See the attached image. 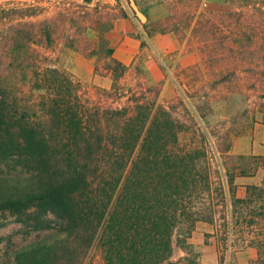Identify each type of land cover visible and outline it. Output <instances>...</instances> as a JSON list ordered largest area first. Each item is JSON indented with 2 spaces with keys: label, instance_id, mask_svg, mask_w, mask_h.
Returning <instances> with one entry per match:
<instances>
[{
  "label": "trees",
  "instance_id": "1",
  "mask_svg": "<svg viewBox=\"0 0 264 264\" xmlns=\"http://www.w3.org/2000/svg\"><path fill=\"white\" fill-rule=\"evenodd\" d=\"M156 1L168 12L151 32L186 36L210 98L243 95L240 111L264 124V0ZM132 2L0 5V211L23 224L22 242L10 234L0 246V264H207L189 240L199 220L234 227L257 249L251 264H264V183L242 195L234 183L264 156L231 151L244 122L216 121L212 148L203 109L182 94L160 101L161 80L113 55L107 32ZM57 44L93 57L110 85L90 94L49 61Z\"/></svg>",
  "mask_w": 264,
  "mask_h": 264
},
{
  "label": "rangeland",
  "instance_id": "2",
  "mask_svg": "<svg viewBox=\"0 0 264 264\" xmlns=\"http://www.w3.org/2000/svg\"><path fill=\"white\" fill-rule=\"evenodd\" d=\"M10 0H0V5L8 2ZM18 1V0H14ZM32 1V0H26ZM42 3L48 4L53 0H41ZM114 1V0H105ZM139 5L137 9L142 12L144 17H140L137 11L134 9H128V14L133 16L135 23L141 24V26L151 32L155 20H148L147 11L149 8L155 4L156 0H138ZM162 2V1H160ZM164 3V2H163ZM213 3L216 4V1ZM217 9L219 8L216 4ZM200 9H211L207 5H200ZM215 9V8H214ZM128 16V15H126ZM122 17V16H119ZM185 37V36H184ZM158 59V67L162 72L161 79V92L159 95V100H166L175 94H182L187 99L190 100L189 104L193 106H199L204 110L203 120H201L202 129L206 135L209 145L214 148L216 144V121H223L225 125H232L240 122H244L247 127L246 131L242 133L235 134L234 138L240 134L250 133L253 129V121L247 115L242 113V110L247 105V100L243 95L233 94L231 96L225 97L224 99L217 98L216 95L211 97V88L207 81V74L204 67L199 64V68L194 67L195 64L180 67L174 66L171 71L168 72L165 66L162 64L161 60ZM142 58H138L136 61L141 65ZM49 61L59 67H63L74 75L75 78L79 79L87 88L90 94L94 93L93 75L86 72V58L80 53L67 48L63 45H58L53 51H50ZM238 110L237 112H235ZM235 112V113H234ZM256 117H261L259 112L256 113ZM252 121V122H251ZM208 126V129L206 126ZM186 136V134H185ZM233 138V139H234ZM261 168H264V158L259 160ZM262 170V169H261ZM245 191L244 186H237L235 192L238 195H242ZM23 224L21 221L16 220V215L12 214L9 210L0 211V246L7 243V237L11 234V239L9 242L20 243L22 242ZM224 227L219 225V220H215L213 223L199 220L196 222L195 228L192 231L189 240L196 250L200 260L207 264H251L257 257V249L254 245L248 244L249 240L242 242L239 239V233L234 230L223 232ZM229 232L230 244H229ZM13 234V235H12ZM247 245L253 246L254 249L252 257L248 258V261L243 259V263H240V255L238 253L241 249L246 248ZM218 255V260L214 258V254ZM239 255V256H238ZM213 256V257H212ZM84 264H88V259Z\"/></svg>",
  "mask_w": 264,
  "mask_h": 264
},
{
  "label": "crops",
  "instance_id": "3",
  "mask_svg": "<svg viewBox=\"0 0 264 264\" xmlns=\"http://www.w3.org/2000/svg\"><path fill=\"white\" fill-rule=\"evenodd\" d=\"M229 9L230 4L225 0H202L203 6L207 5L211 9ZM168 10L163 2H156L147 11L148 20H155L164 17ZM109 43L113 47V55L125 64L135 62L142 58L141 66L146 71L152 81L161 79L162 72L158 67L159 56L163 58L170 71L174 66L186 67L195 63H200V55L194 48L188 47L187 37L180 36L173 30L153 31L149 35L141 24H136L133 16L117 17L113 21L112 27L107 32ZM86 58V72L93 75V82L103 86L111 83L110 75H100L94 72V58ZM160 59V58H159ZM233 153H253L264 156V124L256 122L250 133L236 136L231 144ZM262 169V170H261ZM234 183L237 186H244L251 183H264V168L259 167L253 174L236 175ZM253 246L247 245L241 249L240 263L243 259L248 261L254 256ZM213 257V256H212ZM216 263L218 255L214 254ZM214 264V263H213Z\"/></svg>",
  "mask_w": 264,
  "mask_h": 264
},
{
  "label": "built area",
  "instance_id": "4",
  "mask_svg": "<svg viewBox=\"0 0 264 264\" xmlns=\"http://www.w3.org/2000/svg\"><path fill=\"white\" fill-rule=\"evenodd\" d=\"M159 58H160V60H161V62H162V64L165 66V69H166V71H168V72H170V69H169V67L167 66V64L165 63V61L163 60V58L161 57V56H159ZM230 235H231V233L229 232V244H230Z\"/></svg>",
  "mask_w": 264,
  "mask_h": 264
},
{
  "label": "water",
  "instance_id": "5",
  "mask_svg": "<svg viewBox=\"0 0 264 264\" xmlns=\"http://www.w3.org/2000/svg\"><path fill=\"white\" fill-rule=\"evenodd\" d=\"M132 6H133L134 9L137 11V13H138V15H139L140 17H144V15L142 14V12L139 11V10L137 9V5H136L134 2H132Z\"/></svg>",
  "mask_w": 264,
  "mask_h": 264
}]
</instances>
